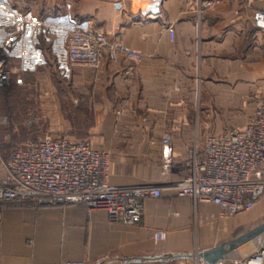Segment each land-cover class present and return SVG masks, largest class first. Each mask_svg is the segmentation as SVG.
Returning a JSON list of instances; mask_svg holds the SVG:
<instances>
[{
    "label": "crops",
    "instance_id": "crops-1",
    "mask_svg": "<svg viewBox=\"0 0 264 264\" xmlns=\"http://www.w3.org/2000/svg\"><path fill=\"white\" fill-rule=\"evenodd\" d=\"M73 1L74 10L81 13L80 21L101 23L110 38L144 53L138 62L121 57L106 59L98 70L77 68L81 70L80 82H93L101 93L99 107L116 104L129 117L128 122L145 121L148 133L140 139L148 141V146L158 144L161 151V131L170 130L176 158L183 161L188 148H183L181 139H198L203 145L210 134L200 137L194 128L199 118L200 92L211 93L221 102L241 92L242 98L264 94V28L254 21L255 11L264 10V0H222L213 7L204 6L202 0ZM116 1L123 3V11L112 8ZM151 5L159 8L158 16L142 18L141 11ZM11 10L28 11L34 19L40 12L46 27L54 20L52 0H0V12ZM169 24L175 27L174 39L167 30ZM23 27L21 23L17 39L25 38L27 27ZM38 28L30 25V39L36 38ZM253 111L254 106L246 123ZM179 179V174H163L161 169L151 177L118 172L114 176L110 164L111 184L164 186L162 197L145 199L142 218L134 225L113 221L105 210H91L83 203H11L3 210L0 264H62L69 260L86 264H208L197 256L193 261L132 259L191 253L185 246L191 242L203 243L202 251L261 223L247 227L240 213L224 216L219 206L208 201L195 205L190 197L179 196L176 189L166 185ZM157 230H165L167 238L155 242ZM262 243L264 233L230 253L222 264H236L232 258L246 256Z\"/></svg>",
    "mask_w": 264,
    "mask_h": 264
},
{
    "label": "built area",
    "instance_id": "built-area-1",
    "mask_svg": "<svg viewBox=\"0 0 264 264\" xmlns=\"http://www.w3.org/2000/svg\"><path fill=\"white\" fill-rule=\"evenodd\" d=\"M222 0H202L213 7ZM116 12L123 3L112 4ZM160 10L151 5L141 11L142 18L157 17ZM258 27L264 28V10L254 13ZM171 39L175 27L167 26ZM121 57L138 62L144 53L110 38L101 23L89 19L79 21L70 33L67 60L75 67L98 70L104 61ZM12 72L0 62V85L9 81ZM22 83V77L17 79ZM162 151V173H177L180 179L166 183L179 196L190 197L194 204L208 201L224 216L255 207L264 195V95L254 100V111L242 127H230L210 133L203 145L195 142L188 156L176 158V144L170 132L159 139ZM0 175V248L4 208L21 201L32 200L38 205H70L83 203L89 209L105 210L111 220L134 225L143 215L145 199L163 196V184L114 185L109 182V152L98 148L89 139L46 135L39 140L17 146L2 162ZM167 237L165 230L154 233L155 242ZM236 264H264V245L253 253L234 260ZM223 261L217 263L222 264ZM62 264H86L69 260Z\"/></svg>",
    "mask_w": 264,
    "mask_h": 264
},
{
    "label": "rangeland",
    "instance_id": "rangeland-1",
    "mask_svg": "<svg viewBox=\"0 0 264 264\" xmlns=\"http://www.w3.org/2000/svg\"><path fill=\"white\" fill-rule=\"evenodd\" d=\"M52 7L54 20L47 27L42 24L44 17L40 12L38 19L28 11L0 12V62L12 72L9 81L0 85V171L2 162L17 146L53 135L89 139L109 152L114 176L117 172L142 177L159 174L160 169L162 172V153L158 144L148 146V141L140 139L148 133L143 118V123L133 124L116 104L115 107H99L97 103L102 98L95 84L80 82L81 70L67 60L70 33L81 20V13L74 10L75 2L52 0ZM21 23L27 27L26 36L17 39L15 36H18ZM33 24L39 28L36 38L30 39V25ZM20 77L22 83L17 82ZM237 95L231 94L229 100L221 102V98L216 99L211 93H199V118L194 128L200 137L243 126L252 113L255 98L264 94H247L245 98L241 97L242 92L239 97ZM161 132H170L173 137L170 130ZM181 142L183 148L189 149L188 145L200 140L182 138ZM239 215L245 216L247 227L264 221V195L254 208ZM262 245L264 243L255 250ZM185 246L189 247V252L197 254L203 243L191 242ZM193 260L197 258L192 257Z\"/></svg>",
    "mask_w": 264,
    "mask_h": 264
},
{
    "label": "water",
    "instance_id": "water-1",
    "mask_svg": "<svg viewBox=\"0 0 264 264\" xmlns=\"http://www.w3.org/2000/svg\"><path fill=\"white\" fill-rule=\"evenodd\" d=\"M264 233V221L245 233L240 234L237 237L226 240L222 243L215 245L212 248L204 249L199 251L197 254L194 253H170L167 255H157V256H145L132 259L136 262H141L143 260H166V259H177V258H192L198 257L202 261L208 264H217L221 261L229 258L230 253L238 250L241 246L247 244L248 242L254 240L256 237Z\"/></svg>",
    "mask_w": 264,
    "mask_h": 264
}]
</instances>
